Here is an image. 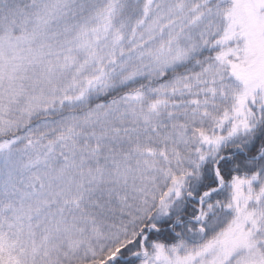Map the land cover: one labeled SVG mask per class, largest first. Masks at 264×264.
<instances>
[{"label": "snow or ice", "instance_id": "6c2138e0", "mask_svg": "<svg viewBox=\"0 0 264 264\" xmlns=\"http://www.w3.org/2000/svg\"><path fill=\"white\" fill-rule=\"evenodd\" d=\"M0 264H264V0H0Z\"/></svg>", "mask_w": 264, "mask_h": 264}]
</instances>
